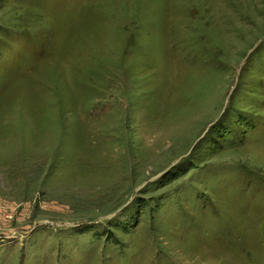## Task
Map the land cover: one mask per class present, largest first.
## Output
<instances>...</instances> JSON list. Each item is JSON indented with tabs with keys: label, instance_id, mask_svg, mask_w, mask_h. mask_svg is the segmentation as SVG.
Segmentation results:
<instances>
[{
	"label": "rangeland",
	"instance_id": "1",
	"mask_svg": "<svg viewBox=\"0 0 264 264\" xmlns=\"http://www.w3.org/2000/svg\"><path fill=\"white\" fill-rule=\"evenodd\" d=\"M0 264H264V0H0Z\"/></svg>",
	"mask_w": 264,
	"mask_h": 264
}]
</instances>
